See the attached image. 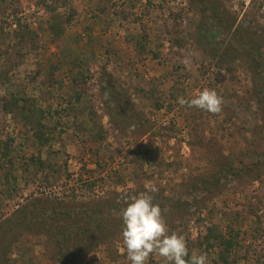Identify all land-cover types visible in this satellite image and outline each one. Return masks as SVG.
Here are the masks:
<instances>
[{
	"label": "rangeland",
	"instance_id": "1",
	"mask_svg": "<svg viewBox=\"0 0 264 264\" xmlns=\"http://www.w3.org/2000/svg\"><path fill=\"white\" fill-rule=\"evenodd\" d=\"M194 3L0 0V144L12 140L17 160L9 186L10 165L0 153V264H56L54 236L16 216L19 224H8L30 201L126 207L152 185L159 189L152 193L156 202L168 198L163 215L170 232L186 236L190 256L207 253L210 264H223L217 247L199 246L208 228L218 226L237 246L233 264H264L260 75L250 55L233 54L240 40L264 52V0H211L234 24L228 39L216 43L224 49L236 34L227 61L201 44L207 13ZM50 24L63 34L53 35ZM74 79L87 82L80 83V103ZM204 88L224 98L219 114L179 104L178 98H194ZM13 96L36 101L54 138L47 147L37 144L20 115L4 111ZM32 157L62 169L36 174ZM228 158L239 171L217 174ZM206 184L211 189L204 191ZM122 227L116 213L108 238L91 234L77 255L80 264H131ZM147 264L164 260L153 254Z\"/></svg>",
	"mask_w": 264,
	"mask_h": 264
},
{
	"label": "trees",
	"instance_id": "2",
	"mask_svg": "<svg viewBox=\"0 0 264 264\" xmlns=\"http://www.w3.org/2000/svg\"><path fill=\"white\" fill-rule=\"evenodd\" d=\"M135 2L137 0H129ZM193 8L198 9L203 15H206V23L200 29L201 44L205 45L206 48H211L215 55H221L224 61H227L228 55L227 52L236 50L235 43H237L236 34H232L235 40L227 42V46H224V49H221L219 45H216L217 41L221 42L220 39H228L230 34V25L227 24L225 17L216 10V7L211 3V0H197V3H194ZM208 25V26H207ZM229 25V26H228ZM232 27L234 24L231 25ZM230 26V27H231ZM50 32L56 37L63 34V29H56L55 24H50ZM22 33V32H21ZM22 43L26 39L24 32L20 37ZM238 44V50L233 52V54L242 50L247 55L252 57L251 63H254V70L260 75L259 78L255 80L257 85H260L255 91L256 95L262 103L264 99V61L263 56L264 52L262 48L253 44H248L245 40H240ZM223 43V42H222ZM234 57V56H233ZM259 58V59H258ZM79 65H83V62L80 61ZM85 85L86 80L78 81L73 80L72 84L74 86L75 100L77 103H80L82 100V88ZM264 109V108H263ZM4 111L8 114H18L21 119L24 121V124L30 126L31 130L34 133V137L37 140V144L42 148L47 147L54 141L53 134L48 132L47 124L45 122V115L42 110L37 106L36 101L30 100L28 98H22L18 96H13L12 101L6 103L4 106ZM264 112V110H263ZM52 131V130H50ZM13 141L9 140L8 142L0 144V153L2 158L8 162L10 168L5 174V179L7 184L10 186V178L13 177V170L15 168L16 159L13 158L12 152L14 149ZM50 157L53 155L52 150L49 152ZM29 165L36 169V174L38 173H50L57 174L60 169V166L54 163L53 160H50V163H45L40 157H32L29 161ZM222 170L217 174L221 176H228L238 172L237 166L232 161L231 158L226 160V164L221 165ZM245 168H242L244 170ZM204 191H207L211 188L206 184L204 186ZM48 201V202H47ZM164 201H169L168 198H164ZM163 201L154 203H159L163 213L168 208L167 203ZM45 203H49L50 206H44ZM180 202L178 201L176 205L179 206ZM125 207H120L118 204L105 207L101 206L99 208L94 207H60L59 204H56L54 201L35 199L30 201L28 204L22 206L15 213L14 217L8 220V224L13 226V224L25 223L29 225L31 229H42L46 234L54 236L57 243V251L54 254L52 260L54 263L59 264H80L77 257L79 250L84 248V245L89 241V237L94 233H101L103 236L108 238L110 232L109 224L112 219H114L116 213ZM179 208V207H178ZM15 216L18 222H14ZM200 248H205L206 251H210L217 247L219 249V260L223 264H233L234 257L233 251L236 250V245L232 237L227 239L222 233L218 226H213L208 228V233L199 241ZM102 243V242H101ZM78 247V248H77ZM94 249V248H93ZM24 255H22L23 257ZM190 257V254H189Z\"/></svg>",
	"mask_w": 264,
	"mask_h": 264
},
{
	"label": "clouds",
	"instance_id": "3",
	"mask_svg": "<svg viewBox=\"0 0 264 264\" xmlns=\"http://www.w3.org/2000/svg\"><path fill=\"white\" fill-rule=\"evenodd\" d=\"M182 63L186 66L189 59ZM181 106L195 107L212 114H219L224 98L213 88H204L194 98H178ZM159 189L152 185L147 191L131 197L119 215L122 218V241L131 264H147L155 254L163 258L164 264H210L208 254H193L189 257L186 236L169 230L159 203L154 195Z\"/></svg>",
	"mask_w": 264,
	"mask_h": 264
}]
</instances>
